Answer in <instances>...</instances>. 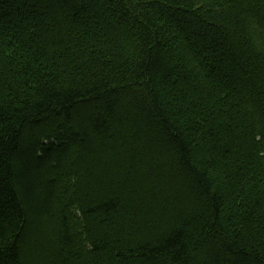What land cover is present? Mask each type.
<instances>
[{
	"label": "trees",
	"instance_id": "1",
	"mask_svg": "<svg viewBox=\"0 0 264 264\" xmlns=\"http://www.w3.org/2000/svg\"><path fill=\"white\" fill-rule=\"evenodd\" d=\"M0 264H264V0H0Z\"/></svg>",
	"mask_w": 264,
	"mask_h": 264
}]
</instances>
